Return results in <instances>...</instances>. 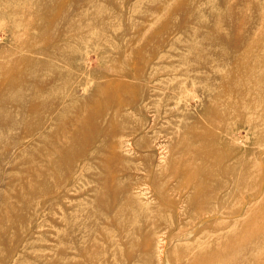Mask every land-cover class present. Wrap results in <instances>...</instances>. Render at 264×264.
Returning <instances> with one entry per match:
<instances>
[{
	"label": "rangeland",
	"instance_id": "374dc122",
	"mask_svg": "<svg viewBox=\"0 0 264 264\" xmlns=\"http://www.w3.org/2000/svg\"><path fill=\"white\" fill-rule=\"evenodd\" d=\"M0 264H264V0H0Z\"/></svg>",
	"mask_w": 264,
	"mask_h": 264
}]
</instances>
